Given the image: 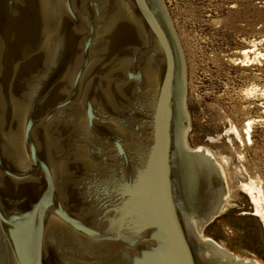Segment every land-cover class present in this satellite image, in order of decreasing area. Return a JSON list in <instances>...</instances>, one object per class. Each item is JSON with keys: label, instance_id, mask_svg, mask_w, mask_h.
Listing matches in <instances>:
<instances>
[{"label": "water", "instance_id": "1", "mask_svg": "<svg viewBox=\"0 0 264 264\" xmlns=\"http://www.w3.org/2000/svg\"><path fill=\"white\" fill-rule=\"evenodd\" d=\"M186 116L161 0H0V264H251Z\"/></svg>", "mask_w": 264, "mask_h": 264}, {"label": "rangeland", "instance_id": "2", "mask_svg": "<svg viewBox=\"0 0 264 264\" xmlns=\"http://www.w3.org/2000/svg\"><path fill=\"white\" fill-rule=\"evenodd\" d=\"M161 2L181 60L186 143L212 154L227 190L200 240L264 264V224L242 189L253 184L264 211V0Z\"/></svg>", "mask_w": 264, "mask_h": 264}, {"label": "bare ground", "instance_id": "3", "mask_svg": "<svg viewBox=\"0 0 264 264\" xmlns=\"http://www.w3.org/2000/svg\"><path fill=\"white\" fill-rule=\"evenodd\" d=\"M188 117L186 116V119ZM251 123L252 121L248 120L244 127H243V132L244 134L246 135V139L248 140L247 142H250V132H251ZM186 126V125H185ZM185 133H186V129L183 127L182 129V146H183V149L186 151V152H191L192 150L194 149H190V147H188L187 143H186V140H185ZM245 137V136H244ZM207 151V150H206ZM209 154L210 152L207 151ZM212 156V154H210ZM212 158L214 159V157L212 156ZM215 160V159H214ZM254 185L253 184H245L243 183L242 185V189L245 191V193H247L250 197V200H251V203L254 205V215L256 216H259L260 219L263 221V224H264V211H262L260 208H259V197L257 195H254ZM200 234H199V238H200ZM210 242H212L215 246H217L219 249L223 250L224 252L230 254L231 256L233 257H236V258H239V259H242V260H245V261H248L249 263L251 264H259L257 261L255 260H251V259H246V258H242V257H239L235 254H232V252H228L226 250H224L223 248H221L219 245H217L215 242H213L212 240H208Z\"/></svg>", "mask_w": 264, "mask_h": 264}, {"label": "flooded vegetation", "instance_id": "4", "mask_svg": "<svg viewBox=\"0 0 264 264\" xmlns=\"http://www.w3.org/2000/svg\"><path fill=\"white\" fill-rule=\"evenodd\" d=\"M210 182H211L210 184L212 185V180H211V179H210ZM217 211H218V210H217ZM218 212H219V211H218ZM216 214H217V212L215 213V215H216ZM215 215H214V216H215ZM214 216H213V217H214ZM213 217H212V218H213ZM212 218H211V219H212ZM211 219H210V220H211ZM210 220H209V221H210ZM207 222H208V221H207ZM207 222H206V223H207ZM206 223H205V224H206ZM209 239H211V238H209ZM211 240H212V239H211ZM213 241H214V240H213ZM229 252H230V251H229ZM243 258H244V257H243ZM246 259H248V258H246ZM251 260H253V259H251Z\"/></svg>", "mask_w": 264, "mask_h": 264}]
</instances>
